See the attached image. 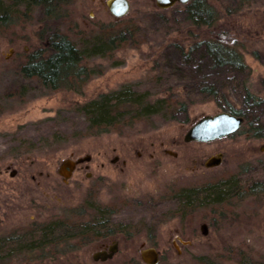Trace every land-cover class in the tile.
Returning <instances> with one entry per match:
<instances>
[{
    "label": "rangeland",
    "instance_id": "1",
    "mask_svg": "<svg viewBox=\"0 0 264 264\" xmlns=\"http://www.w3.org/2000/svg\"><path fill=\"white\" fill-rule=\"evenodd\" d=\"M107 1L55 0L51 15L24 4L0 28V243L17 251L0 264H146L141 253L152 247L158 264H264V191L253 192L264 187V104L247 107L249 119L228 137L184 140L200 119L224 112L221 105L243 108L245 85L264 103V0H207L218 13L211 26L191 22L187 4L160 9L155 0H130L129 13L115 18ZM108 29L123 42L85 57L79 82L51 90L23 74L54 32L81 47ZM205 39L235 48L245 70L213 69L196 49ZM206 83L218 94L204 91ZM126 86L171 100L173 113L90 134L81 106ZM218 153L221 165H204ZM78 159L64 180L61 165ZM183 191L197 193L194 207L182 210ZM99 209L125 230L77 238L75 228ZM58 224L70 237L25 248L43 236L36 229ZM11 234L22 239L6 248ZM113 243L111 259L94 260Z\"/></svg>",
    "mask_w": 264,
    "mask_h": 264
},
{
    "label": "trees",
    "instance_id": "2",
    "mask_svg": "<svg viewBox=\"0 0 264 264\" xmlns=\"http://www.w3.org/2000/svg\"><path fill=\"white\" fill-rule=\"evenodd\" d=\"M24 4L30 8L40 6L44 8L47 15H51L56 7H58L57 5H59L55 0H0V28L6 27L12 22L17 15V13H14V10L20 9ZM186 10L189 20L196 25L211 26L218 18L216 9L207 0H193L187 3ZM48 39L49 46L46 51L49 53L45 51L31 57L22 68V72L28 78H37L44 87L57 90L64 86L61 84L79 82V77L85 73V65H83L85 57L103 56L107 52H111L123 42L124 37L113 34L108 29L105 34L87 41V44L83 43L81 47L65 35L56 32ZM196 49L202 51V55L209 59V64L215 70L231 67L238 71H244L246 68L239 52L235 48L224 46L221 41L205 39L198 43ZM87 51L89 54L86 55ZM243 83L245 84V79ZM245 87L247 92L243 95L244 98L242 97V103L246 107L244 106L239 109L230 102L221 105L225 112L241 116L244 118V121L249 119L247 107L256 106L259 109L264 104L260 97L249 90L248 86L245 85ZM203 90L212 95L218 94L214 83L210 85L208 83L204 84ZM173 106L174 104L169 99L161 98L153 101L149 99L147 94H137L131 87L126 86L87 102L81 106V111L86 115L89 122L88 132L92 135H98L115 131L127 122L131 123L132 121L141 120L146 117L149 118L158 114H172L173 111L171 109ZM196 198L197 193L195 191L191 193L183 191L180 195L182 210L183 208L189 209L194 207ZM205 201L206 199L203 198L202 202ZM204 206H207V204ZM103 216V211L99 209L97 218L89 221L87 224L81 225L80 228H75L76 233L80 234H77L76 237L80 236L82 239L85 237H107L125 230V225L113 224L111 221H106ZM63 226L65 224L52 225L49 226V229H36L43 236H41L40 241H30L33 243L28 244L25 248L32 249L42 245L45 246L48 243L55 242V240L61 241L64 238L66 239V237H70L69 235L62 237L61 233L67 231H62ZM56 233L58 234L57 238L55 237ZM33 237L35 239L39 236L35 235ZM5 246L6 248H10L12 246L11 242H5ZM1 248L4 247L0 243Z\"/></svg>",
    "mask_w": 264,
    "mask_h": 264
},
{
    "label": "water",
    "instance_id": "3",
    "mask_svg": "<svg viewBox=\"0 0 264 264\" xmlns=\"http://www.w3.org/2000/svg\"><path fill=\"white\" fill-rule=\"evenodd\" d=\"M190 0H156V4L160 9H168L176 3L187 4ZM107 7L115 18L126 16L131 4L129 0H108ZM244 123V118L229 112H220L215 115L205 116L195 123L186 133L185 142H212L225 138L236 132ZM84 161L65 160L60 168L61 175L67 180L71 177L77 164ZM222 161L221 155L210 157L206 161V166L212 168L220 165ZM203 233H207V226H202ZM118 250V243H113L107 250L97 251L93 258L95 261H105L112 258ZM142 259L146 264H158L160 261L159 252L156 248L144 249L141 253Z\"/></svg>",
    "mask_w": 264,
    "mask_h": 264
},
{
    "label": "flooded vegetation",
    "instance_id": "4",
    "mask_svg": "<svg viewBox=\"0 0 264 264\" xmlns=\"http://www.w3.org/2000/svg\"><path fill=\"white\" fill-rule=\"evenodd\" d=\"M130 1V0H129ZM155 3H156V0H155ZM177 4V3H176ZM180 4H182V3H180ZM47 45H49V40H48V42H47ZM43 51H41V53H42ZM242 127V126H241ZM239 130V129H238ZM237 130V131H238ZM236 131V132H237ZM236 132H234V133H236ZM234 133H232V134H234ZM228 137V136H227ZM201 143V142H200ZM263 151V150H262ZM216 155H221V158H222V161H221V163H220V165L222 164V162H223V154L222 153H218V154H216ZM216 155H214V156H216ZM210 157H212V156H210ZM209 157V158H210ZM209 158H207L206 159V161L209 159ZM206 161L204 162V165H206ZM78 165V164H77ZM76 165V166H77ZM76 168V167H75ZM64 178V177H63ZM64 180H66L65 178H64ZM251 189L249 188L248 190H247V193H249V195H250V193H251V191H250ZM263 192L264 191V187H262V186H259V187H257L256 189H254V191L253 192ZM1 220H3L4 221V219H0V223H1ZM15 230H20V227L19 228H17V229H15ZM22 235L21 234H19V235H14V234H11V235H9V236H7V237H5V242H11V241H17V240H20V239H22V237H21ZM110 247V246H109ZM109 247H107L105 250H107L108 251V248ZM118 249H119V246H118ZM118 251V250H117ZM17 254V251H15V250H11V249H6V250H0V257H8V256H15ZM114 256V255H113ZM159 258H160V253H159ZM109 259H111V258H109Z\"/></svg>",
    "mask_w": 264,
    "mask_h": 264
}]
</instances>
